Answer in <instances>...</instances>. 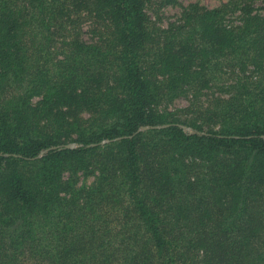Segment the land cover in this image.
Instances as JSON below:
<instances>
[{
  "label": "trees",
  "instance_id": "trees-1",
  "mask_svg": "<svg viewBox=\"0 0 264 264\" xmlns=\"http://www.w3.org/2000/svg\"><path fill=\"white\" fill-rule=\"evenodd\" d=\"M175 3L0 0V264H264V0Z\"/></svg>",
  "mask_w": 264,
  "mask_h": 264
},
{
  "label": "rangeland",
  "instance_id": "rangeland-1",
  "mask_svg": "<svg viewBox=\"0 0 264 264\" xmlns=\"http://www.w3.org/2000/svg\"><path fill=\"white\" fill-rule=\"evenodd\" d=\"M226 0H176V3L168 6L159 8L158 10H154L150 12L151 17L153 20H155L159 27L166 28L168 25L175 22L182 11L183 8H186L189 5H197L200 7H204L206 9H213L218 7L221 3L225 2ZM262 6L259 3H256L255 8H257L258 11ZM84 31H87V27L84 28ZM84 40H87L89 38V34L86 33L83 37ZM213 92V91H212ZM205 95L202 97V102H205L206 99L210 98V92H204ZM188 105V100L181 98L176 101L170 106V110H179L182 108H185ZM73 147L72 145H69ZM92 181L91 178H89L86 183H90Z\"/></svg>",
  "mask_w": 264,
  "mask_h": 264
}]
</instances>
